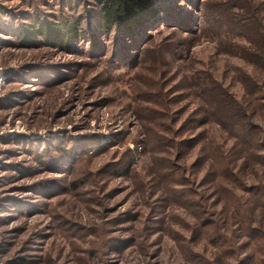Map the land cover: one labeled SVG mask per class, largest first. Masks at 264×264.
I'll return each mask as SVG.
<instances>
[{
    "label": "rangeland",
    "instance_id": "rangeland-1",
    "mask_svg": "<svg viewBox=\"0 0 264 264\" xmlns=\"http://www.w3.org/2000/svg\"><path fill=\"white\" fill-rule=\"evenodd\" d=\"M64 1L0 0V264H264V0L19 39Z\"/></svg>",
    "mask_w": 264,
    "mask_h": 264
},
{
    "label": "trees",
    "instance_id": "trees-1",
    "mask_svg": "<svg viewBox=\"0 0 264 264\" xmlns=\"http://www.w3.org/2000/svg\"><path fill=\"white\" fill-rule=\"evenodd\" d=\"M78 3H80L81 12L79 17L73 20L47 22L35 18L31 23L24 19L19 26L16 25L19 31V39L31 43L40 39L45 45L60 43L75 46V42L81 40L91 42V39L87 37L90 35L95 38V45L99 47L100 37L113 36L114 40L118 42V47H122V44L126 45L125 49L127 50H124L123 55L127 56L130 44L136 39L134 36L158 23L164 16V14H160L163 12L161 11L163 8L166 10L173 9L172 3L168 4L171 7L169 9L164 0H73L69 6L70 10H76ZM62 4H65L64 0H62ZM94 23H96L95 28L98 30L95 33L93 32L94 27H92ZM165 106L168 108L166 103ZM160 108L162 107L160 106ZM204 113L205 111H203ZM226 113V119L234 118L229 110ZM155 114L153 113V115ZM205 117L206 115H203L197 123L202 122V120L205 122L207 120ZM170 122L173 123L172 119ZM181 130L174 132V134H181ZM189 142H194V139H190Z\"/></svg>",
    "mask_w": 264,
    "mask_h": 264
}]
</instances>
